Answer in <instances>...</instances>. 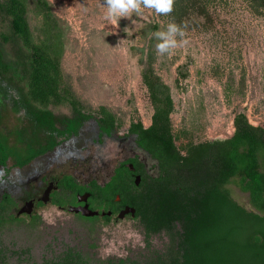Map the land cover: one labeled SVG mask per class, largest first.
Segmentation results:
<instances>
[{"label":"rangeland","instance_id":"rangeland-1","mask_svg":"<svg viewBox=\"0 0 264 264\" xmlns=\"http://www.w3.org/2000/svg\"><path fill=\"white\" fill-rule=\"evenodd\" d=\"M6 1L0 0V5ZM24 4L27 41L14 37L11 17L0 7V46L12 64L10 75L0 80V134L13 154L22 146L17 130L27 140L31 136L23 110H15L20 90L33 105L49 111L58 128L80 113L93 118L78 135L26 167L17 168L11 154L0 170V199L7 193L13 200L0 213L5 264H52L66 254L80 264L179 262L178 223L169 231L150 234L129 215L86 219L68 210L70 196L57 184L69 176L79 186L94 181L103 187L115 168L130 158H136L149 176L159 175L156 161L127 136L130 124L148 128L152 123L155 104L143 72L155 81L158 103L170 106V130L182 156L191 145L231 136L237 113L264 128V0H175L168 15L142 8L140 15L133 12L115 21L106 18L104 0ZM169 23L186 24L188 43L158 55L159 41L149 33L165 31ZM36 45L48 50L55 70L49 93L30 85ZM96 119L111 127V137L99 141ZM33 141L43 143L44 134L36 131ZM48 186L56 187L50 200L28 214L18 213L27 201L42 197ZM225 188L235 202L251 210L248 195L235 179ZM55 197L64 206L54 205Z\"/></svg>","mask_w":264,"mask_h":264},{"label":"trees","instance_id":"trees-1","mask_svg":"<svg viewBox=\"0 0 264 264\" xmlns=\"http://www.w3.org/2000/svg\"><path fill=\"white\" fill-rule=\"evenodd\" d=\"M46 5L44 1L42 6ZM0 7L11 17L14 37L27 41L24 0H7ZM34 48L30 59V85L41 94L49 93L51 75L55 73L51 57L47 49L37 45ZM11 69L12 64L4 58L0 46V80L10 75ZM142 78L152 95L155 111L148 128L132 123L129 131L136 135L137 145L159 162V176L144 177L135 186L128 168L120 164L103 187L95 182L88 188L79 186L70 177H65L62 188L70 196L67 203L76 204L77 194L89 193V208L107 212V207L118 195L121 205L135 210L134 217L147 233L169 231L178 223L181 255L180 261L174 264H264V128L252 125L245 114L237 113L233 117L231 136L191 145L182 156L175 148L170 130V106L158 103L152 88L155 81L149 73L143 72ZM19 109L23 110L31 136L27 140L23 132L17 130L22 146L19 154H13L0 134V166L5 165L11 154L16 166L28 164L58 144L56 134H75L81 121L88 117L80 114L60 131L52 114L33 105L23 90L19 91L15 102V110ZM36 131L44 134V142L35 145ZM233 179L239 190L248 195L251 210L230 197L225 185ZM51 202L64 206L56 197ZM2 203L9 205L11 201L5 199ZM84 218L95 219L97 216ZM3 220L0 217V222ZM0 264H5L1 253ZM52 264L80 263L77 257L66 254Z\"/></svg>","mask_w":264,"mask_h":264},{"label":"clouds","instance_id":"clouds-1","mask_svg":"<svg viewBox=\"0 0 264 264\" xmlns=\"http://www.w3.org/2000/svg\"><path fill=\"white\" fill-rule=\"evenodd\" d=\"M175 0H104L107 9L106 18L117 20L130 16L133 12L142 13V8L154 9L157 14L168 15L173 11ZM186 24L184 26L169 23L165 31L149 33V37L155 36L159 41L156 44L158 55L170 53V50L186 45ZM177 37H180L179 41Z\"/></svg>","mask_w":264,"mask_h":264},{"label":"flooded vegetation","instance_id":"flooded-vegetation-1","mask_svg":"<svg viewBox=\"0 0 264 264\" xmlns=\"http://www.w3.org/2000/svg\"><path fill=\"white\" fill-rule=\"evenodd\" d=\"M81 115H86V116H88L86 119H84V120H82L81 121V124H80V126H79V128H78V130H77V132L75 133V134H71V135H69V136H59V135H57L56 134V136H57V138H56V141L58 142V144L52 149V150H50V151H47L45 154H43V155H40V156H38V157H35L34 159H32L28 164H26V165H24V166H22V167H19V166H16L15 165V161H14V165L17 167V168H19V169H21V168H23V167H26L27 165H29L32 161H34L35 159H37V158H39V157H41V156H44V155H46L47 153H49V152H51V151H53L56 147H58L63 141H66V140H68L69 138H71V137H74V136H76V135H78V133H79V131L81 130V128L84 126V124L86 123V122H88V121H90L93 117L92 116H90V115H87V114H83V113H80ZM80 114H78L77 116H74V117H71V118H69V119H67L66 121H65V123H64V126L62 127V128H58L60 131H63L64 130V127L67 125V123H68V121L69 120H72V119H77V118H79V116H80ZM95 122H96V124H97V128H98V137H99V141H101V139H102V137L103 136H106V137H111V135H112V132H111V127L109 126V125H105V124H103L102 123V121L100 120V121H98L97 119L95 120ZM131 125V124H130ZM130 125H129V127H128V130H127V136L128 137H132V139H133V142H134V144L139 148V149H141L142 151H144V152H146L145 150H143L142 148H140L138 145H137V142H136V135L135 134H133V133H130V131H129V128H130ZM19 151H21V150H19ZM19 151H18V154H19ZM149 156H150V158H152L154 161H156V163H157V165H158V169H159V174H160V166H159V162L156 160V159H154L148 152H146ZM7 162V161H6ZM120 164H124V166L126 167V168H128V170H129V174H130V176H131V178H132V180H133V183H134V180H135V178L136 177H138L139 178V184H140V182H141V180L144 178V177H150V178H157L158 176H155V177H153V176H149L147 173H146V171H145V169H144V167H143V165L136 159V158H130V159H128V160H126V161H124V162H122V163H120ZM119 164V165H120ZM118 165V166H119ZM117 166V167H118ZM116 167V168H117ZM6 168V163H5V165H3V166H0V170H2V169H5ZM115 168V169H116ZM115 171V170H114ZM114 174V173H113ZM65 177H69V176H63L60 180H59V182H58V184H57V189H59V188H62V181L64 180V178ZM92 182H94V181H92ZM91 182V183H92ZM90 183V184H91ZM76 184V183H75ZM90 184H89V186H90ZM97 184V183H96ZM138 184V185H139ZM98 185V184H97ZM137 185V186H138ZM89 186H87V188L89 187ZM105 186V185H104ZM136 186V185H135ZM47 188V187H46ZM63 189V188H62ZM53 191V190H52ZM51 193V192H50ZM53 193V192H52ZM89 194V193H88ZM78 195V194H77ZM77 195H76V204H73L71 207H77V206H83L85 203L84 202H78L77 201ZM81 195V194H80ZM89 197H90V194H89ZM89 197L87 198V201H86V204L88 205V207H89V204H88V199H89ZM41 198V197H40ZM40 198H38V199H36L35 201L36 202H34L33 203V206L35 207V206H39V203H43V202H41L39 199ZM5 199H7V200H9V201H11V203L13 202V200L11 199V196L9 195V194H7V193H3V195H2V197H1V199H0V213L1 212H4L5 211V207L7 206V203H2ZM49 200H50V194H49ZM51 201H52V199H51ZM10 203V204H11ZM9 204V205H10ZM33 207V208H34ZM60 207V206H59ZM127 207H129L128 205H121V199L119 198V196L117 195L116 197H115V201H114V203L110 206V207H107V212H104V211H98V210H100V209H97L96 211H98L99 212V214L97 215V216H99V215H101V213L103 212V213H105L104 215H101V216H105L106 215V217H109V216H111V215H113V214H115V213H117V217H118V215H119V213L122 211V210H124L125 208H127ZM129 208H132V207H129ZM90 209V208H89ZM106 213H110V215H107ZM78 214H80V213H78ZM131 216L130 215V213H127V214H125L124 216H123V218L124 217H126V216ZM135 215V214H134ZM132 217V216H131ZM123 218H121V219H123Z\"/></svg>","mask_w":264,"mask_h":264},{"label":"water","instance_id":"water-1","mask_svg":"<svg viewBox=\"0 0 264 264\" xmlns=\"http://www.w3.org/2000/svg\"><path fill=\"white\" fill-rule=\"evenodd\" d=\"M134 184L137 186L139 184V178L136 177L134 180ZM56 189V187H51L48 186L45 190V192L43 193L42 197L39 199L41 202L46 203L49 200V194L51 192V190ZM89 197L88 193H85L83 195H77V201L78 202H84L85 204L83 206H77V207H69V211L75 214L80 213L82 216L84 217H93V216H97L99 214L98 211H94L89 209L88 205L86 204L87 198ZM32 207H33V202L31 201H27L25 203V205L19 209V214H28L32 211ZM127 213H130V215L132 217H134L135 214V210L133 208H125L124 210H122L119 215L118 218H123V216ZM105 213H101V215H104ZM107 215H110V213H106Z\"/></svg>","mask_w":264,"mask_h":264}]
</instances>
